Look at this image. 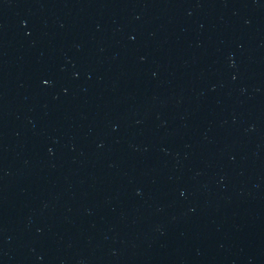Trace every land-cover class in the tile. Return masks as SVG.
Here are the masks:
<instances>
[{"label": "water", "instance_id": "95a60500", "mask_svg": "<svg viewBox=\"0 0 264 264\" xmlns=\"http://www.w3.org/2000/svg\"><path fill=\"white\" fill-rule=\"evenodd\" d=\"M0 264H264V0H0Z\"/></svg>", "mask_w": 264, "mask_h": 264}, {"label": "snow or ice", "instance_id": "6c2138e0", "mask_svg": "<svg viewBox=\"0 0 264 264\" xmlns=\"http://www.w3.org/2000/svg\"><path fill=\"white\" fill-rule=\"evenodd\" d=\"M45 83H47V81H45Z\"/></svg>", "mask_w": 264, "mask_h": 264}]
</instances>
